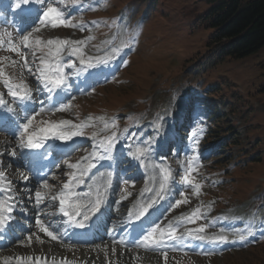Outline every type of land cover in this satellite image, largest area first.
<instances>
[{
  "label": "rangeland",
  "instance_id": "1",
  "mask_svg": "<svg viewBox=\"0 0 264 264\" xmlns=\"http://www.w3.org/2000/svg\"><path fill=\"white\" fill-rule=\"evenodd\" d=\"M44 1L46 5L60 7L65 12L66 18L72 19L76 24L83 22L84 27L53 29L45 26L40 28L39 32H33V38L45 40V38L58 37L77 41L94 36L95 39L88 41L84 46L86 57H104L106 60L107 56L110 60V56L113 55V42L115 45H120L123 39L130 37L129 28L125 30L124 27L129 21L132 22L133 14H125L121 18L122 24H119L118 30L114 28L111 30L112 26L105 31H97V29L114 21L115 13H118L121 7L128 13H135L137 8H140L138 6H142L146 0H91V3L90 0H66L79 3L78 16L74 18L69 13L71 9L63 7L60 0ZM220 1H156L151 14L142 19H138L141 16H136L131 27L133 29L135 25L136 30L132 32L131 51L130 48H121L114 55L116 58L123 57L118 76L115 77V73L112 82L97 88L85 98L79 99L88 92H77L67 100V103L72 105L71 108L56 116L43 115L36 124L44 125L46 123L42 122L60 120L76 123L74 119L81 123L89 116H102L108 121L114 120L117 127L105 128L99 120L92 121L91 123L95 125L87 132L91 133L88 135L92 140L91 145L95 143L94 138H100L102 144L105 137H111L113 134L117 137L118 134L124 133L129 137L130 146L136 144V148L148 147L156 143L157 135L147 136L145 128L168 127L169 117L175 116L180 108L188 107L189 125H194L187 130L186 139L188 149L192 150L188 159L181 155L176 160L178 178L174 187L180 190L176 194V200L182 198L181 192H187L190 203L182 204L178 208L172 206V212L162 222L161 227L169 217L187 216L200 207L202 216L197 218L195 223L186 220L187 226L196 228L206 226V232L203 234L209 236L228 234L229 240L232 236L233 245L227 248L212 247L213 249L206 253L195 251L176 253L171 256L172 262L167 264H264V242L251 247L254 242L264 240V222H258L259 219L264 221L262 217L264 216L262 213L264 209V90L262 89L264 46L244 57L216 60L213 54L215 47L210 44V37L215 27L209 22H204L203 17ZM81 13H84V16H80ZM87 18L91 23L95 22L94 25L85 24ZM3 31L6 32L5 37ZM12 36L7 28L0 29V38L3 40L9 41ZM19 40L20 37L17 43ZM23 50L32 58L29 59L30 62L39 59V56L33 57L31 49ZM5 56L20 59L15 53L8 51V45L0 47V58ZM73 57L79 61L78 56L73 55ZM0 66L5 67L14 81L23 79L20 68L11 67L10 61H4ZM77 96L79 97L76 99ZM201 107L207 110H202ZM197 108L199 110L193 115ZM211 109H213L212 113H210ZM112 113L118 114L115 118H111ZM128 115L132 118L136 116L134 119L137 123L135 121L134 124L137 129L134 133L131 129L123 130L128 123ZM193 133L196 135L194 136ZM7 136L0 137V154L10 156L14 144L7 145L9 140ZM197 139L198 145L195 143ZM194 146L197 150H194ZM88 151L89 149L78 151L65 158L48 182L49 187L44 188L43 191L49 190L51 192L49 195H53L59 189L58 181H65L69 177L68 173L72 172L68 164L76 163ZM15 153L13 157L17 156L16 150ZM193 156L198 157L194 163L197 172L193 175L197 182L203 184L199 196L193 195V190L182 179L186 169L193 166L189 163ZM157 163L163 167L166 165L163 161ZM8 164L14 166V163H9L7 160L5 166ZM132 176L133 172L124 175L122 173L119 183H124L125 180L126 185L119 186V191L115 195L117 198L129 196L131 190L138 187L139 182ZM174 176L175 174H172L173 178ZM176 200L173 201V205ZM114 208L123 215L125 209L122 204H117ZM228 212L233 214L230 217L232 219L220 220L217 224L216 219ZM224 223L226 226L222 227ZM241 234L246 236L243 242L238 239ZM40 239L43 240V237ZM19 241L2 250L0 257L16 253L50 252L53 247L49 244L30 246L28 239ZM81 248L71 250L60 247L54 252L58 255L78 258L93 256V252L89 253L88 250L83 251L84 254L81 256ZM112 248L115 252L124 251L116 246ZM107 250L108 246L102 247V251ZM133 253L127 264H148L159 261L155 260V255L148 254L141 258L135 254L137 251ZM95 257L100 260L108 259L102 255ZM160 258L165 259L164 256Z\"/></svg>",
  "mask_w": 264,
  "mask_h": 264
},
{
  "label": "snow or ice",
  "instance_id": "2",
  "mask_svg": "<svg viewBox=\"0 0 264 264\" xmlns=\"http://www.w3.org/2000/svg\"><path fill=\"white\" fill-rule=\"evenodd\" d=\"M29 3H44V0H16L15 7L20 8V6L28 5ZM40 23L42 26H50L53 29L65 27V28H76L79 27L83 29L84 24L81 22L80 24H76L72 19H68L65 16V12L57 6H53L52 4H47L42 10V19H40ZM95 23V22H93ZM40 28H34V32H39ZM94 36H89L85 40H77L72 41L70 39H62L58 37L50 38L48 40H44L42 38H33L32 32L28 34L21 35L19 43L15 40L5 41L0 38V47H2L5 43L8 45V51L15 53L20 59H11L8 56L0 58V65H3L4 61H10L11 67H19L21 70V74L24 71L32 72L33 66L29 61L28 54L23 49H31L33 57L39 56V64L37 65L38 78L42 80L47 87L48 92H54L57 89H63L67 83V78L64 74L62 57L66 50L70 51L71 55H76L79 57V62L87 68H94L98 63L107 62L101 58H87L84 52V46H86L87 42L90 40H94ZM132 37H127L123 39L120 45H115L113 42V55L118 53L121 48H131L132 47ZM74 62L69 64V67H73ZM0 79H3L5 86L9 89V94L14 98H17L21 101L30 100L31 99V89L27 84V81L24 79H20L18 82L14 81L13 77L5 70V67L0 66ZM5 104V101L0 98V105ZM72 105L70 103H61L57 107L50 109L51 111H67L71 108ZM11 110V109H10ZM41 111H44L42 108ZM35 117L28 118L27 121L20 126V132L18 139V147L27 148V149H37L43 147L44 141L49 138H54L61 141H70L73 137L84 135V129L88 127H92V121L99 120L104 124L105 128L117 127L115 121H108L106 117H93L89 116L85 121L76 124L70 120H60V121H49L42 122L46 123L47 126H41L38 128L33 127V121ZM95 135V134H94ZM195 136L196 133H193ZM117 141V137L113 134L111 137H105L104 143L107 145L106 151L111 152ZM196 145L199 144V140L195 141ZM149 151V147H137L136 152L132 153L134 156L144 157L146 152ZM15 149L11 152V155H15ZM198 159V157L193 156L189 163L193 166L186 169L185 174L182 179L185 183H187L190 188L193 190V195L199 196L202 192L203 184L197 182L196 177L193 173L197 172V168L194 166V162ZM89 160L88 157H84L81 162L77 163H69L68 167L70 169L78 170L80 173V177H82L90 168L95 165L92 163H88L87 167L82 168L81 164L87 162ZM163 173V182L159 185V191L156 193L157 197H162L165 189L171 180L172 172L169 168L165 167L161 169ZM23 176V173H21ZM111 174H109L110 176ZM69 181L63 184V191L59 192L57 195L52 196L53 201L59 202V211L64 215L70 217V219L75 220L77 216H83V221H87L90 217L97 212L100 211L101 205L103 204V198L100 195L99 191H97L96 199L94 201H90L85 204L78 200H73V196L76 195L72 191V185L74 182L83 181L80 177L77 176L76 172L68 173ZM4 178V173L0 172V180ZM111 180H108V184L110 185ZM45 188H48L49 185L47 181L44 182L43 185ZM10 190V189H9ZM181 199H177L174 202L173 207H180L182 204L190 203V199L187 192H181ZM44 199V196L40 193H36V202L39 204ZM157 202L156 199H152L147 204L140 205L139 215H144L149 208H151ZM13 209L11 205L6 202L0 201V231H2L10 219V217L6 216L5 213L12 212ZM202 216V210L200 207L194 209L187 216H182L177 223H182L183 220H188L189 222L195 223L197 218ZM83 221H75L77 227L83 228L85 224ZM37 224L39 225L40 232L46 234L52 240H58L60 237L57 235L56 231L50 230V226L46 225L44 221L37 220ZM206 232V226H200L195 229H186L185 232L179 233L178 235V226L175 224H169L166 228H162L159 224L153 227L147 235L143 237V246L144 247H159L165 238L171 240L183 239L185 236L192 237L197 240H206L211 239L212 241L226 243L229 241V237L227 235H218L213 236L211 238L203 235ZM251 234V233H250ZM40 239V237H36ZM27 239L29 242L33 239V234H29ZM240 241H245L246 236L241 234L238 236ZM43 243V240H40ZM165 260H167V253H164ZM32 259V258H29ZM21 264H24V257L19 258ZM61 264H70V262L63 260Z\"/></svg>",
  "mask_w": 264,
  "mask_h": 264
},
{
  "label": "bare ground",
  "instance_id": "3",
  "mask_svg": "<svg viewBox=\"0 0 264 264\" xmlns=\"http://www.w3.org/2000/svg\"><path fill=\"white\" fill-rule=\"evenodd\" d=\"M36 3H30V5H35ZM101 68H94L93 69V74L96 75L99 70ZM27 76V75H26ZM24 80H28L30 83H32L34 90L32 91L33 95H36L37 92V88L35 86V81L33 79V77L27 76L24 78ZM63 95H65V91L64 88L62 89V93ZM67 95L63 96L62 98H65ZM46 104V105H45ZM41 105H45L47 107V109H53L57 106L56 103L52 102L51 99H45L44 102ZM39 103H36L34 105H27L26 109L29 111V114L26 118H22L21 120H19L18 123H15L13 128L10 131V133H12L14 136L18 134V132L20 131V126L23 125L28 118L33 117V112L38 111L39 109H41L42 107ZM1 107V105H0ZM186 108H180V113H177L175 116H173V120L174 123H172V125L169 127V129H166V132H168V140L171 141L173 138H180L182 144H185L186 139L185 137H183L182 135L186 134L185 130L182 129V131L174 133L173 132V125L177 124L179 121H183L185 119H187V117L185 118L184 114H185V110ZM179 111V110H178ZM2 111H0V118L3 119V115L1 114ZM177 112V111H176ZM8 122L13 123L12 122V118H7L4 117ZM34 122V121H33ZM146 134L148 136H153L155 134V131L157 132V130L151 129L146 127ZM9 142V141H8ZM172 143V142H171ZM77 143H74V145H76ZM67 147H63L61 150L66 149ZM154 148H157L156 145H153V147L151 148V152L148 153V157L150 158V156H152V153L154 152ZM61 152V151H60ZM117 154L120 155L121 154V149L117 150ZM22 159H25L26 157V152H24L22 154ZM21 158H18L16 160V164L19 165L21 164L22 161ZM1 160V158H0ZM7 160L13 161L11 156L7 157ZM83 160V159H82ZM81 160V161H82ZM79 161V162H81ZM135 163L136 165L139 167V169H142L141 175L146 176V174L149 177H146V179L148 180L149 183V179H150V184L148 185H155L156 182V178L153 176L152 177V172L150 170V163L148 162V159H146V157H138L135 156ZM0 165L1 164L0 162ZM82 168L86 167V162L81 164ZM104 167V165L99 166L95 171H90L88 170L82 177L84 179H86V191H83L81 193V195L78 197L80 198L78 200V198H76L75 200L81 201L85 204L89 203L90 201H94L96 199V194L97 191H99L100 195L103 198V204L101 205L100 208V212L95 216V218H93V215L90 217L89 221H95V225L94 227L97 229V226L100 224H103V231L101 234H99L98 237H95V235L92 236L91 238V242H95L101 239H104L107 242H104L105 245H108V250L107 251H102V247H104L103 242L100 243H93L90 244L88 246H86L85 248H81L82 249V255L83 256V251L88 250V252H93V256L92 257H70V259H66L61 255H58L57 253H55L54 251H57V249H60V247L62 248H69V249H74L71 246L65 244L64 242H62V240L68 239L69 241H73L72 239H70L68 236H65L63 233L58 234V236L60 237V239L58 240H52L51 238H49L46 234L40 232L39 230V225L37 224V220H42L44 221V223L46 225L50 226V230H57V229H61L64 230L66 232H69L70 234L72 233V227L69 224H65L64 220H63V214L59 211V208H54L53 204L55 201L52 200V198L50 197H46V202H42L41 204H37L36 202L34 203V210H32V212H30L29 214H25V211H23L21 208H16L15 205L16 204H20V205H25V203L22 201L21 195H19L18 193L15 192V190L19 189L20 187H26L23 191H24V196H30L35 199L36 198V191L34 190V188L30 189L29 187H41L43 186V184H41V180L40 178L32 173H28L30 169H28V172H24L22 169H17L12 165H9L7 168V173L10 172L11 174V179L12 182L10 181H6L4 179L0 180V201L6 202L7 204L11 205L12 209H13V213L14 214H19L21 216H23L24 218H27L30 220L29 226L28 227H24L26 226L24 223L21 222H17L15 221L13 223V226H16L17 228H20L22 230L21 233V238L27 237L31 233H35L33 234V239L31 242L28 241V245L30 246H37V245H42V244H49L52 245V249H50V252H31V253H16V254H9L6 257H0V264H21L19 258L20 257H24V264H54L59 263L61 264V261L66 260L68 262H70V264H127L130 262L132 256H133V252L134 250H132V248H127L125 251H114V249L112 248V244L119 241L118 236L124 231L125 226H126V222L128 221V216L126 215H122L118 210L116 211H112L111 209H108V205L105 203L106 202V198H110V203H117L119 205L127 204V201L129 200V198H124L121 200H117L116 198H113L111 196V194L109 195V189H108V182L107 181V176L106 173H100L99 177H96L97 172L100 171V169ZM105 167H108V165H105ZM53 169L51 168L50 170H45V173H47V177H50V173ZM0 172L3 173V171L0 170ZM76 172L79 173L78 170H76ZM159 172L161 173V171L159 170ZM21 173H23V176L21 175ZM80 175V173H79ZM161 175V174H160ZM60 182V181H58ZM160 183H162V181L158 178L157 180V184H156V188L154 190V192H152V189H150L149 186H147V184H145L142 187L141 193H134L133 196V201L132 204L130 206L129 209V214L135 213L136 211V207L138 206V204H147V200H145V198L150 194H152V199H156L157 202L153 205V207L157 206L159 203H162L163 209L161 210L163 213L168 209V205H167V194L164 192L162 197H157L156 193L159 191V185ZM73 185L75 186V188L77 187V185L75 183H73ZM10 189V190H9ZM64 190V189H63ZM149 193V194H148ZM150 202V201H149ZM59 204V202H58ZM41 205H46L48 209H50L52 211V213L50 215H42L39 213V208L42 207ZM125 207V206H124ZM264 211V210H263ZM162 213V214H163ZM233 214L231 213H226V217H230ZM81 218L83 219V216L81 215ZM105 218H108L105 219ZM98 231H100V227L98 229ZM40 234H42L43 236H41ZM36 237H43V243L40 242L41 239H37ZM45 237V238H44ZM19 238V236L14 235L12 239H10L9 244L12 243H17L16 240ZM26 242H23V244ZM125 244L129 247L132 246H136L138 244L135 243V240L132 238H128L125 240ZM7 245V244H6ZM18 246V245H17ZM106 247V246H105ZM173 245H169L167 246L168 249L172 248ZM44 251V250H43ZM139 251L135 254L139 255ZM98 255H102L104 258H108L107 260H100L97 259L95 256ZM32 258V259H29ZM141 258H144V256H141ZM170 258V256H169ZM111 261V262H109ZM160 261V260H159ZM169 262H172L171 260ZM166 262H163V264H165ZM150 264V263H148ZM162 264V263H161Z\"/></svg>",
  "mask_w": 264,
  "mask_h": 264
},
{
  "label": "trees",
  "instance_id": "4",
  "mask_svg": "<svg viewBox=\"0 0 264 264\" xmlns=\"http://www.w3.org/2000/svg\"><path fill=\"white\" fill-rule=\"evenodd\" d=\"M203 19L215 27L210 44L217 47L216 60L244 57L264 46V0H221Z\"/></svg>",
  "mask_w": 264,
  "mask_h": 264
}]
</instances>
